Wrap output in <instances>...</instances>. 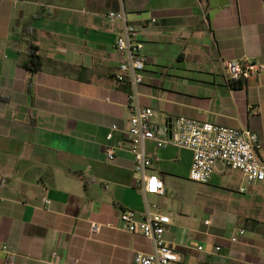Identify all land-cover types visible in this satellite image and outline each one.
Masks as SVG:
<instances>
[{
    "label": "crops",
    "instance_id": "0c3cea01",
    "mask_svg": "<svg viewBox=\"0 0 264 264\" xmlns=\"http://www.w3.org/2000/svg\"><path fill=\"white\" fill-rule=\"evenodd\" d=\"M122 8L145 33L141 102L161 133L180 116L251 129L264 162V72L231 83L224 69L227 60L264 64V0H0V246L18 264H132L153 245L123 230L120 212L156 203L166 213L173 180L181 170L189 177L192 151L149 141V173L166 194H144L132 153L119 148L130 89L116 79L122 26L106 15ZM225 169L202 184L212 193L210 206L197 203L203 222L181 210L180 224L169 213L165 238L180 264H264V182L242 173L225 185L217 174Z\"/></svg>",
    "mask_w": 264,
    "mask_h": 264
},
{
    "label": "built area",
    "instance_id": "2783aa9c",
    "mask_svg": "<svg viewBox=\"0 0 264 264\" xmlns=\"http://www.w3.org/2000/svg\"><path fill=\"white\" fill-rule=\"evenodd\" d=\"M14 4L22 0H8ZM111 23L120 24L122 30L115 42V49L119 56V71L116 79L129 86L128 106L131 112L129 128L124 132V142L119 148H127L132 153L135 162V170L140 175V190L144 194H157L164 196L166 186L164 180L149 173L153 164L147 143L155 142L159 148L175 146L187 149L193 153V163L189 171V179L199 184H208L214 172L221 164L224 168L241 171L250 184L264 182V162L260 159L258 151L262 144L259 135L251 129H237L216 125L185 116L177 117L172 122L171 132L166 129L162 134L155 123L156 112L141 102V86L146 80V68L148 57L143 53V30L138 28L131 20L127 11L111 10L107 13ZM156 23L157 19H151ZM224 69L229 82H237L251 76H258L264 72V64L253 61L240 62L227 60ZM118 126L113 125L112 131ZM113 137L109 133L108 139ZM116 148L108 146L106 154L113 161ZM244 191V189H241ZM47 203H50L48 200ZM121 228L131 234L142 235L151 241L152 251L139 252L134 255L132 264H180L181 253L169 244L165 238L168 226L173 218L163 212L159 204H149L144 212L125 209L120 212ZM206 220V224H210ZM101 224L92 223L91 232L99 234ZM246 231L240 229L231 238L232 242H238ZM203 250V246H198ZM217 251L221 247H216ZM0 252L6 254L5 264H18L19 254L7 244L0 246Z\"/></svg>",
    "mask_w": 264,
    "mask_h": 264
},
{
    "label": "rangeland",
    "instance_id": "374dc122",
    "mask_svg": "<svg viewBox=\"0 0 264 264\" xmlns=\"http://www.w3.org/2000/svg\"><path fill=\"white\" fill-rule=\"evenodd\" d=\"M156 122L159 123L158 120ZM181 171L182 174L173 180L172 196L165 198L167 204L166 213H171L180 224H184L181 219V216H183L181 210L189 211L192 214L191 217L196 218L197 222L201 223L205 219L206 214L204 208L199 207L197 203L201 202L204 206H210V196L212 193L207 191V189L203 190L204 185L190 181L186 170ZM224 172L221 175L217 174L223 179L225 185L229 184L234 187L244 179L241 171L226 168ZM252 189L255 188L253 187Z\"/></svg>",
    "mask_w": 264,
    "mask_h": 264
},
{
    "label": "trees",
    "instance_id": "16d2710c",
    "mask_svg": "<svg viewBox=\"0 0 264 264\" xmlns=\"http://www.w3.org/2000/svg\"><path fill=\"white\" fill-rule=\"evenodd\" d=\"M35 57V55H33Z\"/></svg>",
    "mask_w": 264,
    "mask_h": 264
},
{
    "label": "water",
    "instance_id": "95a60500",
    "mask_svg": "<svg viewBox=\"0 0 264 264\" xmlns=\"http://www.w3.org/2000/svg\"><path fill=\"white\" fill-rule=\"evenodd\" d=\"M171 132V131H170Z\"/></svg>",
    "mask_w": 264,
    "mask_h": 264
}]
</instances>
